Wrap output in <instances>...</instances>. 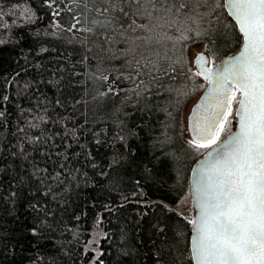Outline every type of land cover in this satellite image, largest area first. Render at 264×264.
<instances>
[{
	"label": "trees",
	"instance_id": "16d2710c",
	"mask_svg": "<svg viewBox=\"0 0 264 264\" xmlns=\"http://www.w3.org/2000/svg\"><path fill=\"white\" fill-rule=\"evenodd\" d=\"M16 3L0 0L5 21L10 22L8 13L15 11L12 5ZM58 3L61 15L53 17L42 0H31L39 16L35 24L14 26L8 33L0 30L5 38L19 41L0 48V97H9L0 100V111L5 113L0 117V264H92L97 252L103 253L104 264H194L190 219L165 203L177 202L185 194L193 165L202 155L187 143L185 110L202 88V77L190 78L189 69H196L188 48L203 42L216 61L240 48L238 30L224 27L232 22L221 8L223 23L213 24L210 32L199 37L189 33L183 71L177 67L172 79L162 71V87L154 85L140 97L121 91L93 100L104 87L94 86L89 77L95 62L83 58L96 51L87 52L80 43L86 34L67 31L74 22L72 16L83 11V4L72 0ZM57 22L63 29L53 27ZM121 23L126 27L130 21L122 19ZM137 23L147 21L138 19ZM191 27L203 33L209 25L204 20L198 28ZM127 35L134 38L145 33L136 30ZM169 35L179 33L172 29ZM89 40L87 47L92 48ZM42 47L48 51L41 52ZM167 47L172 48L170 41ZM159 50L164 51L163 47ZM138 52L147 56L151 49L141 47ZM106 66L118 68L117 75H134L123 67L122 59ZM161 67L167 68L168 62ZM119 87L129 90L133 85L124 80ZM39 115L45 116V122L32 127L37 123L34 116ZM69 130H75V136ZM117 133L127 137L126 143L115 138ZM37 136L51 139L30 144L29 139ZM114 158L120 162L113 163ZM61 163L66 172L63 184L53 188L55 199L52 194H37L33 203L40 202L42 207L33 212L27 207L30 193L38 186L33 165L51 173ZM18 189L21 195L13 205L8 194ZM41 221L43 226L33 235L29 229ZM97 227L103 234L95 247L89 241Z\"/></svg>",
	"mask_w": 264,
	"mask_h": 264
},
{
	"label": "snow or ice",
	"instance_id": "6c2138e0",
	"mask_svg": "<svg viewBox=\"0 0 264 264\" xmlns=\"http://www.w3.org/2000/svg\"><path fill=\"white\" fill-rule=\"evenodd\" d=\"M72 2L82 3L83 11L72 16L74 22L67 31L86 34L80 43L87 52H92L93 48L96 51L95 55H85L83 58L84 61L91 59L95 62V70L89 78L94 86L99 84L104 87V91L95 93L93 100L117 96L121 91H130L140 97L150 92L154 85L160 84L162 87V71L169 79L174 78L177 67L183 71V51L190 39L189 33L195 32L198 37L207 34L213 24L223 23L218 10L223 8L226 11L232 23H224V27L238 30L241 41L239 52L220 64H215L214 56L210 59L200 52L195 57L197 70L189 69L191 79L202 77L205 81L201 85L205 93L191 110L193 138L187 141L192 149L204 156L192 170L191 196L196 214L188 221L193 232L190 251L195 264H264V0ZM42 4L52 9L51 16L61 15L58 0H42ZM12 8L15 11L8 13L10 22H7L3 7H0V30L3 33L10 32L14 26L28 27L39 19L31 0H17ZM122 19L130 23L125 27ZM138 19L147 23H137ZM204 20H207L209 27L203 33L191 27L195 24L198 28ZM117 24L120 26L117 27ZM53 27L63 29L58 22ZM172 29L179 35H169ZM136 30L143 31L145 35L134 38L127 35L128 31ZM89 38L92 48L87 47ZM169 41L172 43L171 49L167 47ZM13 43L19 41L0 35V48ZM121 43L125 45L124 48L117 47ZM141 47L151 49L150 54L146 56L138 52ZM160 47H163V53ZM40 51L47 52L48 49L42 47ZM169 52L173 55L169 56ZM116 59H122L123 67L132 70L134 75H117L120 72L118 68L106 66L107 62ZM162 62H168V67L162 68ZM209 64L213 66L209 67ZM72 75L79 73L73 72ZM124 80L133 87L129 90L120 88L119 84ZM56 83L59 84V81ZM8 99L7 95L0 97L2 101ZM4 115L0 111V117ZM34 120L37 123L31 126L39 127V122H45L46 118L39 115L34 116ZM233 120L237 122L236 131L232 129ZM120 127L123 129L122 125ZM69 131L75 136V130ZM115 138L126 143L125 135L117 133ZM42 139L47 143L51 137L45 139L37 136L30 138L29 143L38 144ZM95 142L101 143L99 140ZM20 151L23 155L22 146ZM41 155L46 153L42 152ZM24 158L27 159V156L24 155ZM155 159L163 163L160 157ZM119 162V159H113V163ZM145 169L148 173L152 171L147 166ZM65 172L63 163L59 165V170L51 173L47 168L34 164L33 176L38 186L36 191L30 193L27 207L33 212L41 210L40 202L33 203L37 194L43 197L52 194L55 199L53 188L63 184ZM20 195L19 189L9 192L8 202L15 205ZM44 215H49V212L45 211ZM43 224L44 221H41L40 225L33 226L29 231L36 235ZM160 231L163 232V229ZM103 238H107L106 233ZM98 242L94 238L89 245ZM102 255V252H97L92 264H104L100 259ZM157 259L159 261V256Z\"/></svg>",
	"mask_w": 264,
	"mask_h": 264
},
{
	"label": "rangeland",
	"instance_id": "374dc122",
	"mask_svg": "<svg viewBox=\"0 0 264 264\" xmlns=\"http://www.w3.org/2000/svg\"><path fill=\"white\" fill-rule=\"evenodd\" d=\"M189 56H190V61L192 63L193 57L194 55L198 52V51H205L208 53L205 43L203 42H195L189 45ZM209 54V53H208ZM193 65V63H192ZM205 81L203 80V78H200L199 80V86L201 87V85H204ZM203 87L201 88L202 91ZM200 91V92H201ZM200 92L198 93V95L200 94ZM198 95L193 98L189 104L186 107L185 110V121H186V116L190 110L191 105L193 104V102L196 100V98L198 97ZM236 126V121L233 120V125H232V129ZM186 131H187V136L189 139L190 135L188 133L187 130V126H186ZM166 205L170 208H173L177 211H179L182 215H184L185 217H187L188 219H192L193 218V207H192V198H191V192H190V187L187 189V191L185 192V194L177 201V202H165ZM103 234V231L100 228H96L91 236V240L98 239L100 238V236ZM95 244V243H94ZM93 244V245H94ZM96 247V244L94 245ZM97 250V249H96Z\"/></svg>",
	"mask_w": 264,
	"mask_h": 264
},
{
	"label": "water",
	"instance_id": "95a60500",
	"mask_svg": "<svg viewBox=\"0 0 264 264\" xmlns=\"http://www.w3.org/2000/svg\"><path fill=\"white\" fill-rule=\"evenodd\" d=\"M239 50H240V48H239L236 52L231 53V54H228V55H225L224 57H222V58L216 60V61H215V64H220L221 61H223V60L226 59L227 57H230V56H233V55L237 54V53L239 52ZM200 52H203L205 56H207V57H209V58L211 59L210 55H209L207 52H205V51H198V52L194 55L193 60H192L193 66L195 67L196 70H197V67H198V66L195 64V57H196L197 54L200 53ZM208 66H209V67H212L213 65H212V64H209ZM204 93H205V88L202 89V91L200 92V94L198 95V97L196 98V100L193 102V104L191 105L190 110H189V112H188V114H187V116H186V126H187V130H188V133H189L191 139L193 138V137H192L191 128H190V123H191V121H190L191 110H192V109L195 107V105L200 101V99H201V97H203ZM237 127H238V126H237V122H236V126L233 128V131H236V130H237ZM202 159H204L203 154H202V155L198 158V160L195 162V164L193 165L192 170H193L194 168L197 167L198 162H199L200 160H202ZM192 170H191V174H190V192H191V186H192V181H193ZM191 198H192V196H191ZM192 207H193V217H194V215L196 214V209H195V206H194V204H193V201H192ZM192 234H193V232H192ZM192 234H191V236H192ZM194 264H195V262H194Z\"/></svg>",
	"mask_w": 264,
	"mask_h": 264
}]
</instances>
